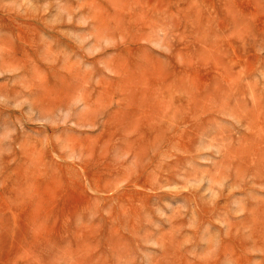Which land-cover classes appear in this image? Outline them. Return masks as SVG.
Masks as SVG:
<instances>
[{
  "label": "rangeland",
  "instance_id": "rangeland-1",
  "mask_svg": "<svg viewBox=\"0 0 264 264\" xmlns=\"http://www.w3.org/2000/svg\"><path fill=\"white\" fill-rule=\"evenodd\" d=\"M0 264H264V0H0Z\"/></svg>",
  "mask_w": 264,
  "mask_h": 264
}]
</instances>
